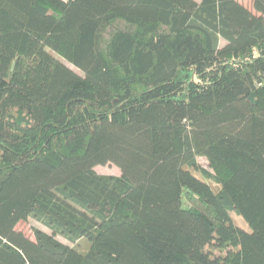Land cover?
<instances>
[{"label": "trees", "instance_id": "trees-1", "mask_svg": "<svg viewBox=\"0 0 264 264\" xmlns=\"http://www.w3.org/2000/svg\"><path fill=\"white\" fill-rule=\"evenodd\" d=\"M241 1L0 0V264H264V0Z\"/></svg>", "mask_w": 264, "mask_h": 264}, {"label": "rangeland", "instance_id": "rangeland-1", "mask_svg": "<svg viewBox=\"0 0 264 264\" xmlns=\"http://www.w3.org/2000/svg\"><path fill=\"white\" fill-rule=\"evenodd\" d=\"M241 2L244 5H246L247 7H249L251 10L254 11V7L252 5L251 0H242ZM71 67L74 68V65H71ZM199 160L204 167L210 169L206 157L200 156ZM95 170L101 174L119 175L121 173L120 168L114 163H106V164L96 165ZM232 217H233V219L237 225H239L243 228H246V229L250 228L248 223L242 217L236 215L235 213H232ZM35 228H42L45 230H49L44 224H42L40 221L33 219V218L26 220V221H21L17 225V229L23 231L27 236H29L32 239L35 238V235H34ZM60 239L65 240L61 237H60Z\"/></svg>", "mask_w": 264, "mask_h": 264}]
</instances>
